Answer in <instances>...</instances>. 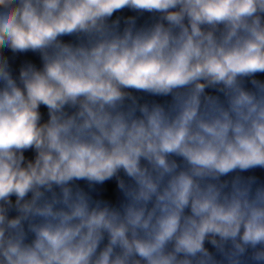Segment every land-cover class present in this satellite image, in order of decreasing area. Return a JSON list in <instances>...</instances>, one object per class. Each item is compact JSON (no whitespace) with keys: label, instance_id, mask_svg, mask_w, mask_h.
I'll list each match as a JSON object with an SVG mask.
<instances>
[{"label":"clouds","instance_id":"clouds-1","mask_svg":"<svg viewBox=\"0 0 264 264\" xmlns=\"http://www.w3.org/2000/svg\"><path fill=\"white\" fill-rule=\"evenodd\" d=\"M258 74L264 0H0V264H264Z\"/></svg>","mask_w":264,"mask_h":264},{"label":"crops","instance_id":"crops-1","mask_svg":"<svg viewBox=\"0 0 264 264\" xmlns=\"http://www.w3.org/2000/svg\"><path fill=\"white\" fill-rule=\"evenodd\" d=\"M133 13L129 12V11H125L124 12V15H132ZM148 17L147 15H145L144 17H142L140 20H139V23L143 24L147 21ZM34 60V61H37V57L35 56V54H32V53H25L23 54L22 56V62L25 61V60ZM16 66V65H15ZM18 67V66H17ZM258 78L259 79H262L264 80V74H258ZM137 95H140L142 96V99L143 100H146V101H156V102H165L166 100L170 99V98H165V97H152V96H148V95H145V94H140V93H137ZM44 107V106H42ZM246 175H255L256 177L259 178L260 181L264 182V174H262L260 177L259 174H255V172H250V173H246ZM105 184L108 186V190L115 194L116 193V186H115V182L114 181H106ZM210 249H211V246L209 245L208 246Z\"/></svg>","mask_w":264,"mask_h":264},{"label":"built area","instance_id":"built-area-1","mask_svg":"<svg viewBox=\"0 0 264 264\" xmlns=\"http://www.w3.org/2000/svg\"><path fill=\"white\" fill-rule=\"evenodd\" d=\"M9 55H10V53H9ZM22 56H23V54H20L19 57L16 59V61H15V65H16V66H19V65L22 63ZM104 195H105V196H108V197H113V196H115V194L111 193L109 190L106 191V192L104 193Z\"/></svg>","mask_w":264,"mask_h":264},{"label":"flooded vegetation","instance_id":"flooded-vegetation-1","mask_svg":"<svg viewBox=\"0 0 264 264\" xmlns=\"http://www.w3.org/2000/svg\"><path fill=\"white\" fill-rule=\"evenodd\" d=\"M254 172L257 175L259 174L260 177H262L261 175L264 174V170H262V169H256V170H254Z\"/></svg>","mask_w":264,"mask_h":264}]
</instances>
